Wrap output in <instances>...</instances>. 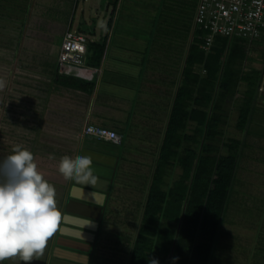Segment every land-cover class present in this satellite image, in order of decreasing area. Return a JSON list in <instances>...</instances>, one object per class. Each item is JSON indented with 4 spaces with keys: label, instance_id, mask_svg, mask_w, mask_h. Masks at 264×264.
Here are the masks:
<instances>
[{
    "label": "crops",
    "instance_id": "crops-1",
    "mask_svg": "<svg viewBox=\"0 0 264 264\" xmlns=\"http://www.w3.org/2000/svg\"><path fill=\"white\" fill-rule=\"evenodd\" d=\"M141 1L121 0L117 4L116 12L111 13L112 16L104 17V20L100 22L94 20L91 26L87 22L82 23V28L77 30L83 34L86 28H95L96 31L97 24L100 23V29L104 31L101 37L102 41H106L104 57L101 62L102 75L100 73L94 75L96 67L90 65V71H78L87 77L94 75L93 80L84 78L82 85L76 80L78 78L76 75L71 74L68 77H63L58 72L55 74L58 67V55L51 62L53 64L49 68H45V64L42 62L35 65L36 59L21 61L23 63H21L22 71H32L34 74L40 75V78H45L44 81L35 75L37 76L35 82L38 83L36 88L44 93V97H40V103L37 105L43 111H33L34 114L42 116V124L45 123L46 113L50 110L49 106L53 107L56 102H59V97L62 95L63 102H60L62 103L61 112L64 113L62 119L73 120L74 130H67L72 136H75L73 141L74 146L76 144L77 147V155L81 156L84 149H89L116 158L114 166L111 167V171L113 170V175L116 174V177L112 193L108 196V203L104 206L109 233L99 237V244L103 240L108 244L114 242L113 245L116 247L114 246L113 250L104 249L102 246V250L98 253L101 258H104V261L99 264H127L133 251L135 237L140 229L144 206L150 190L151 177L155 171L172 105L182 79L183 61L188 49L187 40L183 45V36H189L190 42L193 40V19L188 21L187 27L183 26V0H156L159 3V8L154 10L155 14L150 16L146 14V11H143ZM114 2L115 0H108L106 1L107 7L105 5L100 7L108 13L113 10ZM130 7H133L134 10H130ZM132 19L136 22L140 20L144 28L148 27V24L151 25L150 31L146 33L147 36L132 33L124 35L126 31L124 25H127ZM69 23L73 25L71 15L65 30ZM95 31L88 32L94 36ZM46 70H51L52 76H46ZM243 71L245 73L258 71L259 79L253 89L256 92L246 128L244 133L239 136L243 144L239 150L238 164L245 168L244 171L241 168L239 172L242 170L243 173L248 174L250 171H254L264 176V35L253 42L248 41ZM54 74L56 76L55 83ZM15 75L14 77H16ZM85 81L93 82L95 85L87 87ZM248 87L247 84H242L231 103L237 104V101L245 103ZM7 94L10 95V91ZM230 109L234 112L232 114L229 112V120L235 117L236 121L229 123V130L235 127L238 117L236 109L232 106ZM8 111L9 108L7 113ZM256 111H259V114L255 118ZM34 118L38 123L36 115ZM64 122L58 120L60 128L63 127ZM87 125L103 127L122 136V144H118L117 152L107 153L104 150L90 149L83 145L82 141L87 136L83 134V131ZM64 132V129H61V133ZM232 135H236V132L227 130L226 138ZM63 137L64 134H61L60 138ZM105 166L103 165L104 168H109ZM167 172L161 186L163 190L169 189L182 173L180 168ZM125 175H129L132 182L126 183ZM72 185L73 180H69L65 185H60L62 192L60 199H62L61 206L63 207L60 206L58 209L60 212L62 211L60 223L65 215L66 200L69 198ZM65 187H68L67 193L64 191ZM128 227L130 229L127 234ZM59 229L56 232L55 245L53 240H51L52 243L49 242L53 248H50L49 244L47 245L46 257L43 252L39 259L34 258L30 264H37V262L39 264H59L56 260L50 263L49 257L52 256L53 259L64 261L60 264H89L90 256L85 262H76L54 255L57 243H65L60 240ZM112 231L115 232L112 233ZM174 252L173 250L172 256L167 259L169 264L174 258ZM125 255L127 260L121 261L119 257ZM20 263L25 264L24 261Z\"/></svg>",
    "mask_w": 264,
    "mask_h": 264
},
{
    "label": "trees",
    "instance_id": "trees-1",
    "mask_svg": "<svg viewBox=\"0 0 264 264\" xmlns=\"http://www.w3.org/2000/svg\"><path fill=\"white\" fill-rule=\"evenodd\" d=\"M120 2L121 0H115L113 3V14ZM32 3V0H0V25L10 28L5 25L9 13L11 18L8 22L17 27L19 32L17 40L5 46L8 49L14 46L10 59L14 64ZM195 8L196 0H183V26L187 27L188 21L193 19ZM193 30L191 42L189 36H183V45L187 40L188 49L183 61L182 79L151 177L140 229L127 264H150V259L157 260L159 264H169L167 259L172 256L173 250L174 258L170 264H213L215 248L224 247V236L234 237L226 230L227 223L224 218L236 175L242 168L238 164L239 150L243 144L239 136L246 128L259 72L243 71L249 40L229 39L218 35L214 38L210 51H205L206 32L195 25ZM88 43L92 50L87 66L102 71L101 62L106 41H91L88 37ZM0 60L3 61L1 57ZM21 61L19 59L18 64ZM57 65L55 74H59V64ZM8 68L11 72L13 67ZM15 76L17 77V73ZM83 79L76 78L82 85ZM242 84L249 87L245 94V103L237 101L233 105L238 113L236 125L233 127L236 135L226 138L230 126V105ZM85 85L91 87L95 84L85 81ZM35 115L38 123L32 128L40 134L42 116L37 113ZM15 124H19L18 121ZM37 139L33 138L26 149L34 158ZM177 168L182 172L179 178L169 189L163 190L161 186L166 172L175 171ZM62 225L61 222L59 226ZM229 225L235 224L233 222ZM263 236L264 233L257 237L258 242L252 246V250L247 249L250 254L259 255L258 260L252 264H264ZM221 240L223 243H220ZM98 245L99 242L95 241L87 252L90 260ZM225 248H228L227 244Z\"/></svg>",
    "mask_w": 264,
    "mask_h": 264
},
{
    "label": "rangeland",
    "instance_id": "rangeland-1",
    "mask_svg": "<svg viewBox=\"0 0 264 264\" xmlns=\"http://www.w3.org/2000/svg\"><path fill=\"white\" fill-rule=\"evenodd\" d=\"M106 1L108 0H77L78 4L75 0H32V7L30 8L23 33V41L19 48L20 51L15 58V64L10 61L11 55L14 53V46L9 49L5 48V46H9L12 41H16L19 32L16 29L17 27L13 26L11 22H8L11 18L9 13L5 25L10 28L7 29L3 26V23V25H0V45H3L0 46V57L3 61L7 60L5 62L0 60V156L5 158L13 154L12 150L16 146L28 149L31 140L37 137V142H35L37 151L34 159L44 179L55 188L57 209H59L62 204V199H60L62 193L60 185H65L69 182V180L59 172L60 159L64 156H70L75 159L77 156V147L76 144L74 146L73 141L75 136H72L67 130H74L73 120L65 121V119H62L64 113L61 112L62 103L60 102L63 100L61 95V97H59V102H56L53 106L55 109L49 106L50 110L46 113L45 123L40 125L42 127L40 134L33 129L36 124L34 111H43L42 108L37 105L40 103V97H44V93L36 88L38 83L35 81L37 76L44 81L45 78H40V75L34 74L32 71H22L21 66L23 63L21 62L22 64L19 63V65L18 61L19 59H25V61L36 59L35 65H39L40 62H42L45 64V68L51 67L53 64L51 62H53L54 58L59 54L65 30L64 28L70 20V15L71 20H73V25H71L74 31L81 29V26H83L82 23L87 22V24L91 26L94 20L100 22L104 20V17L109 18L112 16L111 13L113 10L106 13V11L102 10L100 7L102 5L107 7ZM141 7L143 11H146V14L150 16L155 14L154 10L159 8V3L156 0H142ZM130 10H134V8L130 7ZM97 25L98 28H96V31L95 28H86L84 32V34L93 41H100L104 33L103 29H100V23ZM127 25H124L126 30L124 35L132 33L139 34L140 36H147L146 33L149 32L151 28L150 24H148V27L144 28L140 20L136 22L133 19L130 20ZM87 30L90 32L95 31L94 36L90 35V32ZM9 66L13 67L11 72L8 68ZM16 73L17 77H14ZM47 75L52 76V71L46 70V76ZM9 91L10 95L7 94ZM233 105L234 103L230 106L233 108ZM8 108L9 111L7 113ZM233 112V110L230 111L231 114ZM260 113L262 115V112ZM258 114L259 111L254 113L255 118ZM231 119L229 120L230 123L236 121L235 117ZM58 120L62 123L65 121L62 128L59 127ZM15 121H18L19 124H15ZM61 129H64L65 132L61 133ZM230 129L231 130L228 129V132L235 131V128ZM67 131L69 132V136ZM61 134H64L62 139L60 138ZM82 144L90 149L96 148L112 154L116 153L117 149H119L118 144L114 142L99 141L91 136H85ZM138 147L140 148V146ZM242 169L244 171L245 168L242 167ZM261 176L263 177L262 179ZM124 180L126 183L132 182L130 181L129 175H125ZM67 188L68 187H65L64 189L66 193L68 190ZM227 206L228 210H226L224 218L227 223L225 227L235 238L233 236L230 238H226V235L224 236L223 239L228 245V248H225L226 244L221 240L220 243H223L224 247L219 248V246H217V248H215V253L213 255L215 260L213 259V264H252V262L258 260L259 255H252L247 252V249L249 248L248 250H252V246L258 242L256 241L257 237L264 233V176L254 171H250L248 174L243 173L242 170L238 172ZM233 222L235 225H229ZM120 227L122 228V225H120ZM164 228L166 229L167 227ZM129 229L130 227L127 229V234L129 233ZM107 233H109L108 229ZM222 235L223 233H221V236ZM53 237L49 239L47 245L49 242L52 243L51 240H53L54 244L56 234ZM231 242L232 244H230ZM110 244L114 243L111 242ZM49 247L53 248L51 244H49ZM47 250L46 246L44 256ZM100 250L102 249H96L91 260L92 264H99V262L104 261V258L99 256L98 252ZM125 257L126 255L119 258L123 261L124 259L127 260ZM55 260L59 262V264L64 262L49 257L50 263ZM20 262H22V260H20L19 257H14L5 260V262L3 261L2 264H21ZM37 264H39V262H37Z\"/></svg>",
    "mask_w": 264,
    "mask_h": 264
},
{
    "label": "clouds",
    "instance_id": "clouds-1",
    "mask_svg": "<svg viewBox=\"0 0 264 264\" xmlns=\"http://www.w3.org/2000/svg\"><path fill=\"white\" fill-rule=\"evenodd\" d=\"M12 152L0 159V264L14 257L30 264L39 259L56 234L61 213L55 188L38 170L34 155L20 146ZM91 164L87 156H64L59 172L68 180L95 185L97 176ZM150 264L159 262L150 259Z\"/></svg>",
    "mask_w": 264,
    "mask_h": 264
},
{
    "label": "built area",
    "instance_id": "built-area-1",
    "mask_svg": "<svg viewBox=\"0 0 264 264\" xmlns=\"http://www.w3.org/2000/svg\"><path fill=\"white\" fill-rule=\"evenodd\" d=\"M193 22L207 34L205 51H210L214 38L218 35L253 42L264 35V0H197ZM91 50L87 36L74 31L69 23L58 54L60 76L68 77L72 74L94 79V75L102 72L99 68L95 69V74L91 77L78 72L90 71L87 63ZM83 134L115 144H121L122 141V136L115 131L95 125H87Z\"/></svg>",
    "mask_w": 264,
    "mask_h": 264
},
{
    "label": "water",
    "instance_id": "water-1",
    "mask_svg": "<svg viewBox=\"0 0 264 264\" xmlns=\"http://www.w3.org/2000/svg\"><path fill=\"white\" fill-rule=\"evenodd\" d=\"M81 156L91 159V168L97 176V184L90 185L73 180L65 206V215L62 218L63 225L59 230L60 240L65 243H57L54 253L56 257L76 262H85L89 258L85 253L90 250L88 244H91L95 238L93 232H96L99 227L103 207L112 193L113 170L111 171V167L116 162L114 157L89 149H84ZM103 165L109 168H104Z\"/></svg>",
    "mask_w": 264,
    "mask_h": 264
},
{
    "label": "flooded vegetation",
    "instance_id": "flooded-vegetation-1",
    "mask_svg": "<svg viewBox=\"0 0 264 264\" xmlns=\"http://www.w3.org/2000/svg\"><path fill=\"white\" fill-rule=\"evenodd\" d=\"M115 177H116V174H114L113 176H112V179L111 180H113V183H114V181H115ZM108 203V198H107V201H106V204ZM106 204L104 205V206H106ZM106 218L107 217H105V215H104V207H103V214L101 215V217H100V220H99V227H98V229H97V231L96 232H93L94 234H95V238H94V240L92 241V243L91 244H88L89 245V248H90V250H91V248H92V244H94L95 243V241H98L99 242V237L101 236V235H105L106 233H107V221H106ZM114 231H112V233H113ZM105 238H106V236H105ZM114 243V242H113ZM102 244V245H101ZM87 245V244H86ZM87 245V246H88ZM99 246V248H101L102 249V246L104 247V249H113L114 250V248L116 247V245H111L110 243L108 244V243H104V241L103 240H101L100 241V244L98 245ZM115 246V247H114Z\"/></svg>",
    "mask_w": 264,
    "mask_h": 264
}]
</instances>
